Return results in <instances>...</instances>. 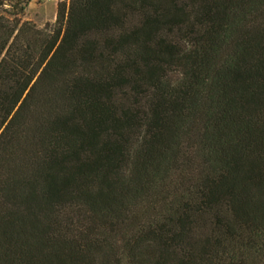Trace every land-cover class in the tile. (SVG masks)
Here are the masks:
<instances>
[{
    "label": "trees",
    "instance_id": "16d2710c",
    "mask_svg": "<svg viewBox=\"0 0 264 264\" xmlns=\"http://www.w3.org/2000/svg\"><path fill=\"white\" fill-rule=\"evenodd\" d=\"M0 0V264H264V0Z\"/></svg>",
    "mask_w": 264,
    "mask_h": 264
},
{
    "label": "rangeland",
    "instance_id": "374dc122",
    "mask_svg": "<svg viewBox=\"0 0 264 264\" xmlns=\"http://www.w3.org/2000/svg\"><path fill=\"white\" fill-rule=\"evenodd\" d=\"M68 4V0H31L22 15L39 28H51L56 20L57 5Z\"/></svg>",
    "mask_w": 264,
    "mask_h": 264
}]
</instances>
